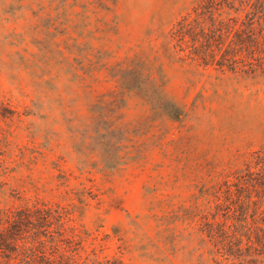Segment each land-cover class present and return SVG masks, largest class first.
<instances>
[{
	"label": "rangeland",
	"instance_id": "obj_1",
	"mask_svg": "<svg viewBox=\"0 0 264 264\" xmlns=\"http://www.w3.org/2000/svg\"><path fill=\"white\" fill-rule=\"evenodd\" d=\"M195 2L0 0V209H67L80 260L232 264L201 226L244 201L264 85L180 60Z\"/></svg>",
	"mask_w": 264,
	"mask_h": 264
},
{
	"label": "trees",
	"instance_id": "obj_2",
	"mask_svg": "<svg viewBox=\"0 0 264 264\" xmlns=\"http://www.w3.org/2000/svg\"><path fill=\"white\" fill-rule=\"evenodd\" d=\"M170 38L181 61L264 85V0H196ZM0 169L3 176L7 168ZM244 172L236 179L244 201L216 207L221 221L213 224L206 214L201 229L218 259L264 264V147L251 153ZM65 215V208L38 203L1 208L0 264H105L78 258L82 248Z\"/></svg>",
	"mask_w": 264,
	"mask_h": 264
}]
</instances>
